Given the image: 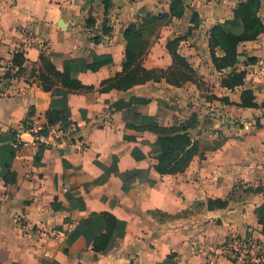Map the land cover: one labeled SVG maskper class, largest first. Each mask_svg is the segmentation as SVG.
Returning a JSON list of instances; mask_svg holds the SVG:
<instances>
[{
  "label": "crops",
  "instance_id": "1",
  "mask_svg": "<svg viewBox=\"0 0 264 264\" xmlns=\"http://www.w3.org/2000/svg\"><path fill=\"white\" fill-rule=\"evenodd\" d=\"M87 1L0 0V81L13 50L30 43L22 53V76L7 88L0 86V147L10 144L18 122L32 118L44 125L53 102L56 109L63 107L64 91L68 118L78 127L70 142L53 149L28 144L15 151L10 167L0 166V264H232L222 253L225 241L262 238L255 209L264 203V192L250 198L235 194L239 184L264 176V32L238 44L237 71H245V78L242 86L229 90L221 86L224 75L212 64L209 31L220 25L240 35L243 29L233 11L244 0H179L181 18L169 15L173 0H110L106 13L103 4L90 9ZM258 1L257 16L264 26V0ZM141 9L152 16L167 14V21L180 22L178 31L198 28L193 36L178 32L159 39L160 55L152 46L158 34L146 38L142 67L166 70L172 62L166 44L180 37L177 53L201 77L202 88L190 82L175 87L164 79L126 90L103 85L122 71L123 33L138 22ZM198 53L207 62L205 69L199 68ZM214 54L220 58L223 51L215 48ZM41 55L60 73L68 72L70 62L90 64L94 56L108 55L112 62L97 72L71 73L79 84L75 90L58 79L46 92ZM205 82L211 85L207 96ZM244 90L252 92L255 107L238 106ZM204 105L218 107L217 117L223 120L211 140L225 137L206 149L201 139L210 109ZM135 115L146 122L135 121ZM153 123L188 125L198 141L199 151L182 173L156 171L157 135L148 129ZM102 213L124 222L125 228L110 248L96 252L75 230L92 218L97 232L105 234ZM24 224L38 231L26 232Z\"/></svg>",
  "mask_w": 264,
  "mask_h": 264
},
{
  "label": "trees",
  "instance_id": "2",
  "mask_svg": "<svg viewBox=\"0 0 264 264\" xmlns=\"http://www.w3.org/2000/svg\"><path fill=\"white\" fill-rule=\"evenodd\" d=\"M104 12L106 13L111 6L110 0L102 1ZM260 3L258 0H244L240 2L233 11L234 19L239 21L243 31L240 35L225 31L220 25H215L209 31V49L211 61L215 70L221 72L224 77L221 80V86L229 90H234L236 87L243 85L245 71H237L239 64L237 46L240 42L254 40L259 34L264 32V26L257 16ZM184 14V7L179 0H173L169 6V15L175 18H181ZM169 19L167 14H160L151 20H158L157 26ZM192 21L197 23V15H192ZM90 25L95 23L93 17L88 19ZM143 31L138 23L130 24L123 33V38L126 41L125 46V61L122 65V71L113 79L103 82L108 84V87L126 90L135 85L144 84L147 81L159 82L164 79L166 83L175 87H181L187 82L193 83L197 88H202L204 83L200 78H197L195 71L189 65L185 58L177 53L179 42L182 38L177 37L170 40L166 44V50L171 57V65L166 70H147L142 67V60L148 48L149 41L144 37ZM220 48L223 51V56L217 58L214 54V49ZM24 56L22 53L13 54L12 69H15L11 75L9 72L5 74L7 78H20L23 74L22 63ZM252 61V59H249ZM112 59L110 56H94L90 64L83 61H73L69 64L67 73L56 71L51 62L44 56H40L41 73L40 79L43 83L44 91H51L55 80H61L67 90H75L79 84L74 79H71V73L92 71L97 72L100 68L110 64ZM226 69H231L229 73H224ZM66 92L61 93L62 97L59 101L63 107L56 109L54 102L51 109L46 113V123L43 128L48 127H66L71 121L67 113L66 107ZM57 93V92H55ZM58 95V93L56 94ZM212 100H221L215 96H211ZM239 107L252 108L255 107L254 97L251 91L244 90L240 95ZM141 119L146 122L145 118L138 115L134 116V120ZM148 129L157 135V145L160 151L158 162L155 166L156 171L160 175H175L182 173L189 165L192 158L199 151V143L193 139L188 125L174 123L170 127H159L153 123L148 126ZM10 144L0 147V166L1 168L10 167L11 161L14 158L15 151L20 147L14 145V134L9 138ZM44 149L43 147H39ZM38 157V153H37ZM256 192L263 190L256 189ZM220 206H225V202L218 201ZM257 222L261 226V235L264 238V203L255 209ZM105 223V234H100L96 230L95 223L92 218H88L80 222L75 232L83 235L87 244L93 243L96 252L106 251L111 247L115 234L121 232L125 228V223L115 219L113 216L102 213L99 215ZM97 259V256L94 257Z\"/></svg>",
  "mask_w": 264,
  "mask_h": 264
},
{
  "label": "built area",
  "instance_id": "3",
  "mask_svg": "<svg viewBox=\"0 0 264 264\" xmlns=\"http://www.w3.org/2000/svg\"><path fill=\"white\" fill-rule=\"evenodd\" d=\"M29 47L30 43L26 40L22 47L13 50L10 64L6 68L7 72L11 75L14 72V69H12L13 54L23 53ZM16 79L4 77L0 81V86L7 88ZM12 132L14 134V145L25 147L30 144L45 149H53L70 142L77 134L78 127L74 122H70L66 127L43 128V125L38 121L26 118L16 123ZM23 229L29 233L38 231L36 227L30 224H24ZM53 235L56 237V233H53ZM222 253L232 264H264V238L232 236L222 246Z\"/></svg>",
  "mask_w": 264,
  "mask_h": 264
},
{
  "label": "rangeland",
  "instance_id": "4",
  "mask_svg": "<svg viewBox=\"0 0 264 264\" xmlns=\"http://www.w3.org/2000/svg\"><path fill=\"white\" fill-rule=\"evenodd\" d=\"M101 2L100 1L98 2L97 0H89V1H87V4L89 5V7H91L90 9H92V7H96V5H98V6L101 5L102 4ZM157 11H159V9H157ZM151 17L155 18L156 15L152 16L150 13H146L144 11V9H141L140 12L137 13V15H136V20L138 21L137 23H138L139 27L141 28V30L143 31L145 38H149L150 36H153L151 38V40H153L155 34H158L156 40H154L153 45H152L153 47L156 48V53L158 55H160L161 51H164V50H161L162 45H161V42L159 41V39H163L167 36L171 37L173 35H177L178 32H182L183 34H185V37L187 35L193 36V35H195V32L198 30V28L197 29L196 28H188L190 31L187 29H184L183 31H178L177 28L180 25V22H178L177 20H173L171 22L166 21V22L162 23L163 25L161 24L162 26L160 24L157 26L156 24L159 21L158 20H151ZM168 20H170V19H168ZM196 20H198V18ZM155 44H157V45H155ZM197 50H199V49H197ZM198 55L200 56L199 57L200 58L199 68L203 67L205 69L207 62L205 60H203L202 54L198 53ZM205 83H206V87L204 88L205 90H203V96L204 95L207 96V93L210 91L209 87L211 86L208 82H205ZM207 85H208V87H207ZM204 107H205V109H210L209 113L206 112V116H205V120H204V123H205L204 124V135H203L204 139H201L202 141H204L203 143L201 142V147H204L206 149V148H212L214 146V144L219 145L223 141V139H225V137L220 134V136H217V138H216L217 140H215L214 142L211 140L212 139L211 132L213 130L219 131V128L223 126V123H222L223 120H222L221 116L217 117V113H221L217 110L218 107L213 106V108H212V106H206V105H204ZM209 114H211V115H209ZM208 118H211V119L208 120ZM214 125L216 126V129L212 128ZM221 133H223V132L221 131ZM209 141H211V142H209ZM259 184L263 185V186L260 185L259 189L263 190L261 192H264V176H263V178H261V179L259 178L258 180L256 178V179H252L250 181H247V183H244V185L239 184L237 187L238 189L236 190L235 196L236 197H244V198L253 197L254 195H257V193H260V192L255 191L257 189V185H259ZM248 185H250V186H248Z\"/></svg>",
  "mask_w": 264,
  "mask_h": 264
},
{
  "label": "water",
  "instance_id": "5",
  "mask_svg": "<svg viewBox=\"0 0 264 264\" xmlns=\"http://www.w3.org/2000/svg\"><path fill=\"white\" fill-rule=\"evenodd\" d=\"M227 71L229 72V71H230V69H227Z\"/></svg>",
  "mask_w": 264,
  "mask_h": 264
}]
</instances>
